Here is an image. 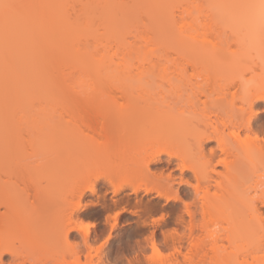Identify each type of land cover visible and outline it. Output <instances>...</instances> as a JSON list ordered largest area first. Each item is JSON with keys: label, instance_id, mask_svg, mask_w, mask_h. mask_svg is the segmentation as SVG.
I'll return each mask as SVG.
<instances>
[{"label": "bare ground", "instance_id": "6f19581e", "mask_svg": "<svg viewBox=\"0 0 264 264\" xmlns=\"http://www.w3.org/2000/svg\"><path fill=\"white\" fill-rule=\"evenodd\" d=\"M56 1L3 0V3L16 7L10 10L0 8V139L9 137L8 125L16 130L20 129L13 146L8 142L0 144V261L3 264H17L12 257H18L25 264L33 260L36 264H90L91 233L89 228L86 232L78 229V225L83 224L80 220L81 213L78 212L83 198L90 192L96 193L94 206L97 205L106 216L111 218L117 211L133 214L132 222L138 236L146 233L149 221L170 217L171 220L164 221V224L170 226L172 232L168 236L170 239L165 238L171 240V255L174 258L171 261L169 259L168 263L164 262L166 264H264V200L253 203L247 195L249 191L256 192L264 180V128L258 126L259 119L264 118V99L253 100L250 109L244 99L245 96H255L264 90V55L246 56L247 53L243 52L238 56L231 54L226 57L227 55L214 52V56L209 54L211 58L198 55L192 62L189 56L193 54L181 52L184 51L182 47L179 52L178 49L174 52L175 55L166 49H149L145 52L143 47L136 46L137 41L123 44V37H126L129 30L124 29V34L119 33L121 27L114 24H119L115 19L118 6L109 4L103 8L102 14H105L102 20L108 16L114 22L109 19L103 22L108 32L105 37L112 33L118 36V42L115 41L117 49L111 51L112 55L105 53L108 50L103 52L106 56H111V59L113 54L115 57H122L118 58L119 63H115L113 59L116 67H112V61L109 62L110 58L107 60L105 54H99L95 58V50L85 48L77 53L78 50L68 51L69 47H66L63 53L71 57L70 63L73 65L70 69L75 65V69L90 72L92 76V83L88 85L91 93L87 92L88 96L86 94L82 99L84 101L68 100L60 94L67 89L57 91L58 84L54 76L56 72L50 62L54 58L51 55L56 54L59 49L56 48V38L61 41V36L69 35L66 31L74 32L76 29L65 22V30L62 21L56 20ZM163 1L166 7L168 0ZM138 2L139 0L136 5L133 3L135 8ZM238 2L242 6L234 10L232 7ZM258 2L259 0H200L201 4L195 8L198 12L193 10L198 15L190 12L188 7L183 13H188V17L192 14L190 23L181 12L179 17L182 20L176 18L182 24L179 22L177 26L181 28V36L189 34L188 38H193L197 27L204 25L206 29L213 31L215 24L219 27L224 22L233 26L243 19L245 23L242 20V24L247 23V27L250 23L254 28H259L262 34L264 29L260 25L259 10L251 7ZM179 3L181 5V1ZM162 4L161 1V6ZM139 6L136 8L137 13L138 8H143V5ZM119 7L118 11H122L123 7ZM124 9L126 13H120L127 17L128 8ZM90 11H94V8ZM166 12L161 15L153 13L159 18L163 16L164 19L160 18V21L166 20L165 25L170 27L173 22L168 17L171 14L173 16V12L165 18ZM88 16L85 15L88 19L85 21L91 25L86 22L82 33L98 37L92 27V31L87 30L86 25L92 26ZM149 17L153 20L155 18ZM109 21L113 23L110 26L107 23ZM173 21L177 24V21ZM199 21L201 26H198ZM155 22L158 26L153 25L152 30L156 27V31L162 26L159 21ZM120 23L127 28L134 27L124 20H120ZM188 24L192 25L190 30L186 28ZM59 25L62 30L56 28ZM233 27L240 28L237 24ZM163 28H160L161 31L165 30ZM139 33L135 37L141 36ZM156 35H153L154 40L164 39ZM165 36L170 37L167 34ZM156 41L153 45L157 44ZM184 45L182 44L183 47ZM120 47L126 50H120ZM146 47L149 48L147 43ZM77 48L80 49V46ZM103 60L105 61L102 62ZM222 60L226 61L224 65L230 64L223 66L224 68H231L232 65L236 68L245 62L254 63L248 64L249 67L252 66L250 68L253 73L247 76L245 70V74H240L242 77L238 75L236 80L213 86L216 81L212 80L219 76L216 75L218 69L215 67H222L217 65ZM228 60L232 64H227ZM216 62L217 66L214 65ZM188 64L197 65L199 73L209 76L207 79V76L203 77L206 79L204 84H193L190 79L186 80L182 70H187L185 67ZM223 67L219 69L223 70ZM49 71L54 74L52 78ZM85 74L84 77H91ZM102 74H105L103 78L100 77ZM79 78V82L86 79H83V75ZM99 78L103 80L102 83ZM114 81L118 83L121 92L120 101L107 95L113 94L112 91L107 92L110 89L107 87L111 85L112 89ZM74 86L81 88L82 85H70L72 89ZM13 89L18 91L13 92ZM54 89H57L56 94L61 98L56 97L59 101L54 98L56 103L63 105L60 106L63 107L62 110L57 108V115L50 110L54 108L55 102L49 107L42 101L46 98L49 104L48 96L54 93ZM246 120L248 124L245 127ZM23 128L27 130V137L23 136ZM92 132L98 135H92ZM211 143L215 146L207 150L206 146ZM56 145L68 147L57 162ZM22 155L26 159L24 164L17 165L16 162L14 165L12 161L9 162L10 157L13 156L10 158L13 160ZM90 161L94 166L95 163H105L106 166L93 176H87L86 173H90L89 168L93 166ZM86 162L91 166L88 170ZM151 163H163L166 170L176 165L182 174H189L190 179L186 183L192 193L184 192L189 201H185L184 196L172 185L175 175L172 172L165 175L164 171L153 173ZM83 169L87 171L84 172ZM83 173L86 174L85 177ZM100 180L105 182V186L96 191ZM109 187L112 191L107 195ZM140 192L145 194L138 196ZM162 199L165 203L160 201ZM179 201L182 202L181 208L176 207V202ZM159 214L160 216H156ZM69 221L72 227L65 238V228ZM74 231H77V239H72L71 242L69 236ZM59 248L60 250H56ZM87 253H90L89 257ZM4 256H9V259L4 261Z\"/></svg>", "mask_w": 264, "mask_h": 264}, {"label": "rangeland", "instance_id": "374dc122", "mask_svg": "<svg viewBox=\"0 0 264 264\" xmlns=\"http://www.w3.org/2000/svg\"><path fill=\"white\" fill-rule=\"evenodd\" d=\"M137 1L136 0H110V1L109 0H95V1H93V0H63V1L60 0V1H58L57 0L56 1L57 2L56 3V16H58L56 18V20L59 19L58 21H60V22L62 21L61 23H63V26H64V23L65 22L68 23V25L71 24V25H73V27L76 30L74 29L75 30L74 32H72V31L71 32L66 31V34L68 33L69 35H66V36L63 35V36H61L62 37L61 38V41H60V39H57L56 38V42L57 41L59 42V43L58 42L56 43V45L58 46V47L56 46V48H59L58 50H61V51H58L57 50L56 51V54H52L51 55V57H54L52 59L53 60L52 62H53V64L56 65L55 66L56 69H55L54 65L52 64V62H50V63H51L52 68L56 72V75L50 74L51 71H49V75H50V77L52 75L56 76V84H58L59 86L57 85V89L58 90L57 89H54V93H52V95L50 94L48 96L50 98V99H48L50 105L47 104L48 102H47L46 98H44V100H42V101H44L46 103V105H48L49 107H52L53 105L56 106V107L54 106V108L53 107L50 108V110L52 109V111H53L52 113L53 114L57 115V112L56 111L58 110L57 109L58 107H59V111L62 110L61 108H63V107H60V106H63V105H61L60 102H58V103H60V105H58V103H56L57 101H59V99H61L59 97L60 95H57L56 94L57 93L56 90L57 91H61V90H64L65 91V89H67L65 91L66 93L65 92L62 93V91H61L60 94H62V96L64 95L65 98L68 99V100L71 99V100H77V101H80V99H81V101H84L82 99L85 98L87 92L89 93L91 91V89H90V91L88 89V88H90V86H88V85H91V83H92V76L90 75L91 73L90 72H87V71H82V70L77 69V68L75 69L74 68L75 65L72 68L73 70L70 69V67H72V65H73V64H71L72 63L71 62L72 60H71V57L70 56L67 55L68 56L67 57L65 55L66 53H63V52H65L64 49L66 47H69V50L68 49H66V50H68V51L72 50L73 52L74 51L76 52L78 50L77 53L81 52L85 48H87L89 50L91 49L92 51L95 50L96 53L93 51V53L96 56L95 58H97L99 54H105V53H107V54L109 53L110 54L111 53V55H112V52L113 51H116V49H117L116 47L117 46H115V44H116V42H118V41H116V36L117 35H113L112 33H109L110 36L109 35L108 36L109 37L112 36V38L110 39L109 37H105V34H108V32H106V29H105L106 27H104V25H103V22L106 21L105 19H109L111 21H113V19H111L110 17L107 16L105 19H103L104 21L102 20V16H104V14H105V13L102 14V12L104 10L103 8H104V6H107L108 7L109 4L110 5L115 4V6H118V10L120 8L119 6H122L123 7L122 11H125L124 8H128V13H127L128 15L126 14L127 17L124 16L125 14L120 13V12H122L121 10L118 11V10H116L117 8H115V10H116L115 16H117V18H115V19H116V21L119 24H116L113 21L114 24H115V26H120L121 29L123 30V31H121V29H119L118 30L119 33L124 34L126 31L129 30L128 33L126 32V37H123V39L125 40V41H123V44L124 43L127 44L128 42H131V41H135V42L137 41L138 43H136V46L138 45V46L143 47L142 50L145 51V52H148L149 49H153V51H156V50L163 51V50L166 49L171 54H174V52H176L177 49H178V52H179V48L182 47L184 51H181V52H185V53H188V54L189 53L190 54H193V55L189 56L191 61L195 57H198V55L205 56L206 59H208L207 57L210 56L209 54H211V56H214V52H217V54L221 53V54H223V56L224 55L225 56L227 55L226 57H229V55H231V54H233V55L234 54H237V56H238L239 53L243 54V52H246L247 53L246 56H248L249 54L250 55H255V56L258 55V54H260V55L263 54L264 55V33H263L264 30H263L262 34H260L261 33L259 31L260 29L258 28L259 29L258 30L256 28H254L252 24L249 23L248 25L249 26L252 25V26H250V27L247 26L246 27L247 23H246V25H244V24L241 23L243 19L240 20L241 22L238 21L236 23L240 28L246 27L243 30H241L240 28H239L240 29L239 30L238 27H233L236 24L233 25V26H231L229 23H224L223 22V24H221L219 27H218V24H215L214 27L215 26L216 27H215V30H213V31H210L209 29H206L204 25L201 28L200 27H197V31H196V33H194V37L193 38L192 37L191 38H188L189 37V34H187L185 37L181 36L182 35L180 33L181 28H179L180 26H177V25H179L178 23L182 20V18L179 17V16H181V12L182 13L185 12L186 9L189 7V9L191 10L190 12L194 13L193 10L194 11L198 10V9H195V8L197 7V5L199 6V4H201L200 3V0H170V1L168 0V4H167L168 8H166L167 6L165 7L166 3H164L165 1H163V0H159V1L158 0H145L144 2L139 0L138 3L139 4L142 3V4H140L141 6L143 5V8H142L138 4V6L141 7V8H138L139 9V13H137L138 10L136 9L138 6H136V8L134 7L136 5ZM149 1L151 3H149ZM161 1L163 3L162 6H161ZM180 1H181V5L179 3ZM133 3H135V5ZM241 3H243V2L241 1ZM87 4H89L90 6L88 7ZM159 4H160V6H158ZM171 5H172V7H171ZM238 6L240 7V6H242V4H240V2H238V4L235 5V7H232V8L233 9L235 8L234 10H237L236 8ZM86 7H88V8H86ZM175 7H177V8H175ZM85 8L88 9V10L86 11ZM93 8H94V11H90ZM129 9H130V11L134 10L135 12H133V11L130 12ZM164 9H166L165 11L168 12V13L166 12L167 15L164 14V16H166L165 18H167V16H169L168 15L169 13H172L173 12V16L171 14V16L168 17L169 18L168 20H170V21L172 20L171 22H173V23H170V21H169V23L171 25L170 27H167L165 25V21L166 20H164L163 22H162V20L160 21V18L161 19H164L163 16H161L160 18L157 16L158 14L161 15L163 12H165ZM105 10H107V8H105ZM153 12H155V13L158 12V13L156 15ZM174 12H175V14H174ZM196 12H198V11H196ZM196 12L194 14H197L198 15V13H196ZM119 13H120V15L118 16L117 14H119ZM124 13H126V11ZM186 14L187 15H185L183 13V16L185 15V17H187L186 21L188 23H190L189 21H190V18L192 17V14L190 15V17H188V13H186ZM194 14H193V16H194ZM85 15H86V17L89 15L88 17H90L91 18V21H92V26L86 25L87 30L88 31H92V28H93L95 30L94 31V34L96 33L95 35L98 36V37H95L94 38L93 37L94 35H92V34H90L91 35V37H90V35L89 36L86 35V32H84L85 34L82 33L83 30L85 29L84 26H85L86 22L88 21V19L85 18ZM133 15L135 16V18L133 17ZM148 15L149 16H152V17L155 16V18L153 17L154 20L157 21V22L159 21L160 25L162 26L160 28L162 29L164 27L163 29H165V30H162L161 31L160 28L159 29L157 28L158 30L155 31V28L156 27L152 30V28L154 26H158V23H156ZM197 15H195V16H197ZM123 16L126 17V19L123 18ZM176 17L177 18L179 17L180 19L179 18L178 19L180 21ZM118 18L120 20H124L126 22V24L128 23V25L130 23V25H132V27L133 26L134 27L133 28H131V27H128L127 28L125 25L121 24L122 22L120 23V20ZM150 19H152V20H150ZM173 19L175 20V22L177 21V24H174ZM85 20H87V21H85ZM150 21H151L152 24L150 23ZM133 22H134V24H133ZM107 23H109V26H110V24H113L110 21L107 22ZM153 23H155V24H153ZM199 23H200V21H199ZM243 23H245L244 20H243ZM88 24L91 25V23H88ZM197 24H198V22H197ZM239 24H241L243 27H241ZM174 25H176L177 27L174 26ZM188 25L189 26L186 25L187 30H190V28H191L192 25H193L192 27L195 26L193 23H192V25H190V24H188ZM199 25L201 26V23L198 24V26ZM60 26L61 25L56 26V28L57 29L59 28L58 30H62V27H60ZM107 26H108V24H107ZM137 26H138V29L140 28L139 31L137 29ZM66 27L67 26L65 24L64 29ZM111 27H112V25H111ZM135 27H136L137 30L134 29ZM214 27H213V29H214ZM107 28L109 29V27H107ZM112 28H110V29H112ZM150 28H151V30H150ZM124 29L126 30L125 32H124ZM133 30H136V32L133 31ZM145 31H146V33H145ZM172 31H175V33H177V34L172 33ZM115 32H117V30ZM138 33L141 36L138 37V35H137V37H135L136 34H138ZM148 33H149V35H151V37L153 35H156L158 33L156 36L157 37H160L161 36L160 38H164V39H159L158 40V38L156 37L157 38V41H156V40H154V37L155 36H153L152 37L153 38V41H152L151 40L152 38L148 35ZM166 34L169 35L170 37L165 36ZM178 34H179V36L177 37ZM128 35H129V37H128ZM117 38H118V36H117ZM148 40H150V41H148ZM155 41H156L157 44L156 45H153L155 43ZM92 43H94V45H92ZM110 43H112V45ZM146 43H147V45L149 47L148 49L146 47ZM182 44H185L184 47L182 46ZM106 45H108L110 47L107 46V48H106L105 47ZM77 46H80V49H78V48L76 49ZM96 47L99 48V49H97ZM111 47H112V49H111ZM119 49L120 50H123V51L126 50L124 48L121 49V47ZM98 50H100V52ZM107 50L109 52H105ZM120 50H119V52H120ZM221 54H220V56H221ZM263 55H261V57ZM105 56H106V54H105ZM239 56H241V55H239ZM106 57H107V60H108V58H110L111 56L107 55ZM112 57L113 58L112 59L110 58L108 61L109 62L112 61V63H113L112 64L113 65L112 67H116V65H114L113 59L115 60V63L116 62L119 63V61L121 59L120 57H122V56L115 57V55L113 54ZM232 57H234V56H232ZM118 58H120V59H118ZM209 58H211V57H209ZM117 59H118V61H116ZM195 60H196V58H195ZM104 61L105 60H103L102 62H104ZM107 62H106V64H107ZM222 62H223V60L221 62H219V64H217L218 62H216L214 65H216V64L218 66L219 65H222V67L223 66H228V65L230 66V64H228L229 60L227 61V64L228 65H224V64H226V61H224L223 64H222ZM231 62L232 61H230L229 63H231ZM248 62H251V61L249 60ZM242 64L241 65L236 64V65L239 66V67H236V68L233 65H232L233 67L231 66V68L230 67H227L230 70H228L226 67H225L226 69L223 67L224 68L223 70H220V69H222V67H219L220 69L215 67V69H218V70H216V71H218V73L216 72L217 74L216 73L215 74L216 75H219V76H215L214 79L211 77L213 79L212 81H216V83H213L214 84L213 86L222 85V84L228 82V80L229 81L230 80H236V77L238 75H240L241 73L242 74H245L244 73L245 70H246V75L247 76L250 75V73H253V71H251L252 68H250L252 66L249 67V65H254V63L253 64H251V63L249 64V63L245 62V64H243L244 66H242ZM103 66H105V65H103ZM196 66H194L193 64L192 65L188 64L187 67H185V68H187V70H182V71L184 72V77L186 78V80L190 79L191 80V83H193V82H194L193 84L200 83L202 85V84L205 83L204 80L206 81V79L209 76L206 75L207 76L206 77L205 74L203 76L202 75L203 73H199V69H198L199 67L196 68ZM76 67H78V66H76ZM248 68H250V69H248ZM50 70H52V69H50ZM54 71L52 73H54ZM175 71H173L174 74L176 73ZM182 71H180V72L182 73ZM173 72H172V74H173ZM178 72H179V70H178ZM178 72H177V74H178ZM85 73L86 74H89L91 77H89V78L87 76L84 77V74ZM212 74L214 75V73H212ZM212 74H211V76H212ZM80 75H83V79L86 78V79L82 80V82L81 81L79 82V79L81 78V77L79 78ZM54 76H53V78H54ZM103 76H105V74L104 75L102 74V76H100V77L103 78ZM221 76H223V77H221ZM203 77L204 78L206 77V79H204ZM216 77H217V80H216ZM220 77L222 79H220ZM211 78H210V80H211ZM104 79H106V77ZM54 80H55V78H54ZM95 80H97V79H95ZM100 80H101V82L99 80L98 81L100 83H102L103 80L102 79H100ZM222 81H224V82H222ZM109 83H108V85H109ZM113 83H111V84H113V86H112L113 88L111 89V87H110L111 85H110L109 87H107V88H110V89L108 91L105 89V91H107V92H111L112 91L111 93H113V94H109V93L106 92L107 95H112V98L111 99L116 98V99H118L120 101V96H121L120 93L121 92H120L118 83H116V81H114ZM71 84L78 85V86H81L82 85V86H81V88L80 87L77 88V87L74 86V88L72 89L70 87ZM102 85L103 84H101V86ZM8 89H10V88H8ZM13 90H11V91H13ZM101 90L104 91L102 88H101ZM17 91L14 90L13 92H17ZM83 91H86V92H83ZM67 92H68V94L70 96L67 94ZM55 95H57V96H55ZM87 96H88V94H87ZM56 97L57 98L59 97V99L57 100ZM52 99H53V101H51ZM52 102H55V103L53 104ZM51 103L53 105H51ZM3 107H4V105H3ZM258 126H261V127L263 126V128H264V118H260L259 119ZM7 128H8V133H9L7 135L9 137H7V139H0V144L5 145L8 142L11 146H13L14 142L16 141L15 140L16 136L17 135L19 136V134H20L19 133V130L20 129L19 130H16V128L9 127V125H8ZM22 133H23V136L24 137H27L28 136L27 130H25V128H23ZM101 133L102 132L100 131L99 134H101ZM91 134L92 135H98L97 133H94V132H92ZM49 137H51V136H49ZM48 140H50V139H48ZM51 140H52V138H51ZM214 146H215L214 143L208 144L206 146V149L208 150V149H210L211 147H214ZM67 149H68V147H65V146L62 147L61 145L60 146L56 145V162L60 160V157H61L62 152L64 150H67ZM67 153H69V152H67ZM67 156H69V155L67 154ZM12 157H10V158H12ZM23 157H24L23 155L20 156L17 159L14 157L13 160H15V161H13L12 159L9 158V160H10L9 162L12 161L11 163H14V165H16V162H17V165L18 164L19 165L20 164L22 165V164H24L23 161L26 160ZM25 158H26V156H25ZM164 158H165V156H164ZM65 160L67 161V159H65ZM106 161H109V160L106 159ZM60 162H62V160ZM88 163L86 162V165H88V166H86V169L88 167H91ZM90 163H91V161H90ZM91 164L93 165V163H91ZM95 165L96 166L93 165L91 168H89L90 173L89 172L86 173L87 176H88V174H89V176L90 175L93 176L98 171L100 172L101 169L104 168L103 166L105 165V163H104V165L103 164L100 165V164L95 163ZM150 168L152 169L151 171L153 173H155V172L156 173H160L161 171H164L166 173L165 175H167L170 172H172L173 173V176L175 175L174 176V179L171 181L172 182V185L174 186V188H177L178 189V191L180 192V195L182 197L184 196V192H190V193H192V189L190 187H188L187 186L188 184L186 183L187 180L190 179V175L187 174V173L182 174L181 171L178 169V167L176 165H173L169 170H166V166L163 163H151ZM83 171L86 172L84 169H83ZM84 174L85 173H83V177L86 176V174H85V176H84ZM180 177H182V178H180ZM181 180L186 181V182H183L182 183ZM104 186H105V182L103 180H100L98 182L97 186H96V191H98L100 188L103 189ZM109 188H108L109 191L107 192V195H110L111 194V191H112L111 190V187H109ZM143 194H145V193L144 192H140L138 194V196L143 195ZM132 196H135V194H133ZM150 196H154V194H150ZM95 197H96V193H90V192H88V194H86L85 197L83 198L82 205H81L80 210L78 212L79 214L81 213L80 214V217H81L80 220L83 222L84 225H89L88 228H89V232L91 233L90 234L91 237H90V241H89V244H91L92 249H93V250L91 248L89 249V251L91 250L90 251L91 257H89V254L90 253L89 254L87 253L88 254V257H89V263L90 264H91V262H92V264H156V263L157 264L158 263L166 264V263L170 262L171 260H173L174 256H172L173 253H171L172 252V246L170 247L171 240H169L170 239L169 238L170 237V234L172 232L170 229H172V228L170 226H167V225L164 224V221L169 222L171 220L170 217L165 216L164 218H162L163 220L162 219H160V220H154L155 222L149 221V226H148V224L146 226L147 227L146 228L147 230H146V233H145L146 235L143 234V235L138 236V235L135 234V231H137V229H135L136 226L132 222V219H133V216H134L133 214L128 213V212H123V211H117V212H119V215L116 216L115 214L117 212H115L114 214H112V216L110 218V217L106 216L107 215L106 213L105 214L102 213L101 209L97 205L94 206V204H96ZM184 198L183 199L185 201H189V198L188 197H185L184 196ZM160 201L162 203L163 202L165 203V201L163 199L160 200ZM170 204L172 205V203H170ZM179 206H180V208L182 206V202H180V201L179 202H176V207H179ZM156 216H160V214L159 215H156ZM157 218H159V217H157ZM158 221H160V223ZM77 235H78L77 234V231L72 232V234H70V236H69L70 241L72 239H75V237H77ZM149 237H150V239H149ZM165 237H168L169 239L168 238L166 239ZM75 240H73V242ZM153 243H155L157 249L159 250L160 256H153V249H152ZM91 246H89V247H91ZM56 250H60V248L59 249H56ZM3 259H4V261H7L9 259V256H4ZM169 259H170V261H169ZM164 262H166V263H164Z\"/></svg>", "mask_w": 264, "mask_h": 264}, {"label": "snow or ice", "instance_id": "6c2138e0", "mask_svg": "<svg viewBox=\"0 0 264 264\" xmlns=\"http://www.w3.org/2000/svg\"><path fill=\"white\" fill-rule=\"evenodd\" d=\"M14 7H16V6L13 5V4H5V3H3V0H0V8H2V9L10 10V9H12ZM251 7L258 8V10H259V18H260V25H261V28L264 29V0H259L258 4L251 5ZM262 63H264V60H262ZM262 75H264V74H262ZM244 99H245V104L247 105V108L250 109L253 100H256V99H264V90H262L259 94L255 95V96H245ZM250 119H251V116L248 117V120H250ZM248 120L245 121V127L248 124ZM233 135H235V133H233ZM257 139H259V137H257ZM221 163H222V161H221ZM181 168H183V165H181ZM181 182L183 183V182H186V181L181 180ZM115 215L118 216L119 215V212H117ZM161 219H162V217H161ZM71 227H72V224L69 221L67 223L66 228H65V238H66L67 231ZM88 227H89V225H84L82 223L78 225V229L81 232H86V230H87ZM152 249H153V256H160V252L157 249L155 243H153ZM8 250L9 249H4V251H8ZM13 255H15V253H13ZM0 264H3V261H0ZM9 264H13V262H9Z\"/></svg>", "mask_w": 264, "mask_h": 264}, {"label": "clouds", "instance_id": "9594fccd", "mask_svg": "<svg viewBox=\"0 0 264 264\" xmlns=\"http://www.w3.org/2000/svg\"><path fill=\"white\" fill-rule=\"evenodd\" d=\"M247 195L251 197L253 203H255L256 200H264V180L261 181L260 186L256 192L251 193L249 191ZM12 260H15L17 264H25V262L21 261L18 257H12ZM27 264H36V262L33 260L27 262Z\"/></svg>", "mask_w": 264, "mask_h": 264}]
</instances>
